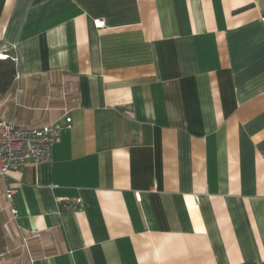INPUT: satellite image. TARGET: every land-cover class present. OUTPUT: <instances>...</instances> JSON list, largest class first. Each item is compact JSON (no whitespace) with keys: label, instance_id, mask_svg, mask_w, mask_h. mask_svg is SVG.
Returning a JSON list of instances; mask_svg holds the SVG:
<instances>
[{"label":"crops","instance_id":"obj_1","mask_svg":"<svg viewBox=\"0 0 264 264\" xmlns=\"http://www.w3.org/2000/svg\"><path fill=\"white\" fill-rule=\"evenodd\" d=\"M0 54V116L66 126L0 264L264 262V0H0Z\"/></svg>","mask_w":264,"mask_h":264},{"label":"built area","instance_id":"obj_2","mask_svg":"<svg viewBox=\"0 0 264 264\" xmlns=\"http://www.w3.org/2000/svg\"><path fill=\"white\" fill-rule=\"evenodd\" d=\"M7 57V54H0V58ZM66 120L68 124L72 121L70 117ZM65 127L60 122L21 127L0 116V177L7 180L12 171L28 163L38 164L52 161L54 146L61 140ZM15 191L9 184L6 197L9 200L8 207L12 214V221H16L19 213L13 203ZM5 228L8 229L7 224Z\"/></svg>","mask_w":264,"mask_h":264},{"label":"trees","instance_id":"obj_3","mask_svg":"<svg viewBox=\"0 0 264 264\" xmlns=\"http://www.w3.org/2000/svg\"><path fill=\"white\" fill-rule=\"evenodd\" d=\"M17 75V63L8 55L7 58H0V95L6 93L10 90L13 82L15 81ZM5 237L3 232L2 221L0 218V250L4 248ZM242 264H264V262H245Z\"/></svg>","mask_w":264,"mask_h":264}]
</instances>
